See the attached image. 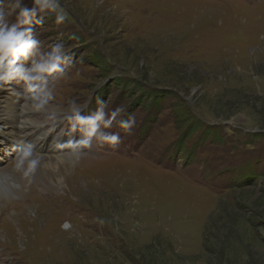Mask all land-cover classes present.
<instances>
[{"label":"rangeland","instance_id":"1","mask_svg":"<svg viewBox=\"0 0 264 264\" xmlns=\"http://www.w3.org/2000/svg\"><path fill=\"white\" fill-rule=\"evenodd\" d=\"M59 5L62 23L47 13L31 24L40 51L61 45L67 64L31 121L70 144L81 139L71 110L91 99V115L103 101L135 127L114 123L119 145L94 141L79 158L77 143L62 149L80 163L60 181L49 174L52 189L33 175L24 181L39 183L0 197V264H264V0ZM177 114L201 127L191 133ZM8 145L0 167L19 156ZM47 148L33 156L55 157Z\"/></svg>","mask_w":264,"mask_h":264},{"label":"clouds","instance_id":"2","mask_svg":"<svg viewBox=\"0 0 264 264\" xmlns=\"http://www.w3.org/2000/svg\"><path fill=\"white\" fill-rule=\"evenodd\" d=\"M2 3V0H0ZM55 14L56 23H62L66 14L59 5V0H33V7L22 5L21 0H16L15 6L6 10L0 7V81L6 77L19 79L25 82L41 80L45 74H56L54 78L59 79L65 75L66 53L61 45H56L50 52L40 51V42L35 38L31 24L40 14ZM15 16V21L9 23L8 17ZM30 62L25 69L23 62ZM99 106L95 113L89 116L80 114V109L73 107L70 120L73 131L81 132V139L77 142L80 151L76 152L77 158L82 154L84 148H91L93 142L101 146L110 144L118 146L121 137L109 131L114 123H118L125 134L131 135L135 127V117L127 120H118L123 109H116L107 114L106 104L98 102ZM25 165L27 168L25 169ZM39 165V160L33 157L31 146L22 147L19 150L15 167L18 170L25 169V174L34 172Z\"/></svg>","mask_w":264,"mask_h":264},{"label":"bare ground","instance_id":"3","mask_svg":"<svg viewBox=\"0 0 264 264\" xmlns=\"http://www.w3.org/2000/svg\"><path fill=\"white\" fill-rule=\"evenodd\" d=\"M2 86H4V84ZM45 91L47 90H44L43 92ZM29 101H30L29 104L26 103L24 104L23 107L19 108V104L17 103L16 97L14 95L11 97H9V94L0 95V139L7 138L10 140V142H16L17 138H19L17 137V133H16L17 124L19 123V118L23 115L26 116L27 113H30L32 116H34L37 114L39 110H44L43 104L45 101L42 99V94L31 98V100ZM26 123L29 124V127L32 128H39L41 126L36 121L28 120V122ZM48 135H49L48 132L44 131V136H45L44 142L47 140ZM47 152L50 155H55V157L53 156L47 158H39L33 156L34 158L39 160V165L37 166L34 172L28 174H25V169L27 168V165H25V169H21V170L16 169L15 164L17 158L11 160L5 166L0 167V197H6L7 196L6 191L10 192L12 196H16V194H19V192H24L25 190H27V187L30 186L31 184H37L39 182L42 183L44 187L52 189V186L49 183V176H48L49 174H52L56 178L58 177L60 181V178L64 176V174L70 172L68 170L69 168L80 163V161L71 154L56 156L57 154L60 153V151L54 149L52 146L48 147ZM117 168L118 167H115L113 169H117ZM33 175L37 178L36 181L39 182L30 183L31 181L28 182L24 181L25 177L27 176L33 177ZM115 176L118 175L115 174L113 177ZM111 177L110 180L106 182L112 184L113 186L119 184V182H112ZM75 179L73 182L76 184ZM125 182H126V178H125ZM23 211L24 214L32 213L33 207L31 208V206H28ZM16 212L14 211L13 213L16 214Z\"/></svg>","mask_w":264,"mask_h":264},{"label":"trees","instance_id":"4","mask_svg":"<svg viewBox=\"0 0 264 264\" xmlns=\"http://www.w3.org/2000/svg\"><path fill=\"white\" fill-rule=\"evenodd\" d=\"M84 43V42H83ZM91 63L94 65V66H102L103 67V71L105 74L109 75L111 73V70H112V65H110L109 63L106 62L104 56H102L101 54L97 53V51L94 52V55L91 57ZM116 79L113 80V82H115ZM150 98H157L159 96H157L155 93H150L148 94ZM178 115V114H177ZM182 115H178V120L181 122V123H189V127L188 129H190V126L192 127V130H191V133L194 131H196L197 129H199L201 127V124L199 123V120H196L195 118H192L191 116H187L185 119L181 120L182 119ZM210 128H204V133L206 136L209 137V135L211 133H209V130ZM190 131V130H188ZM187 136V135H186ZM190 136V135H189ZM188 136V137H189ZM247 181V178H245V180L243 181L244 183ZM244 183H241L239 186H242Z\"/></svg>","mask_w":264,"mask_h":264}]
</instances>
